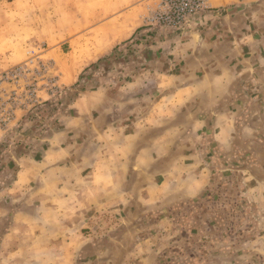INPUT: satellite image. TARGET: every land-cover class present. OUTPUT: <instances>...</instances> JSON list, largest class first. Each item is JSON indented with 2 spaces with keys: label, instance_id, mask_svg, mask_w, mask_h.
Here are the masks:
<instances>
[{
  "label": "crops",
  "instance_id": "obj_1",
  "mask_svg": "<svg viewBox=\"0 0 264 264\" xmlns=\"http://www.w3.org/2000/svg\"><path fill=\"white\" fill-rule=\"evenodd\" d=\"M262 7L210 0L180 30L132 32L146 46L127 59L129 80L82 89L76 115L52 119L38 162L62 169L63 188L87 189L64 232L65 252L85 253L73 264H264V20L239 13ZM115 205L133 210L131 226L91 243L97 211Z\"/></svg>",
  "mask_w": 264,
  "mask_h": 264
},
{
  "label": "rangeland",
  "instance_id": "obj_2",
  "mask_svg": "<svg viewBox=\"0 0 264 264\" xmlns=\"http://www.w3.org/2000/svg\"><path fill=\"white\" fill-rule=\"evenodd\" d=\"M209 1L182 25L165 26L158 15L166 10L160 8L161 0H0V264L82 260L85 253L65 252L63 244L69 237L65 230L78 226L79 199L87 189L63 188L62 169L38 162L48 144L47 132L58 127L52 119L62 110L76 115L68 105L82 89L105 87L110 79L120 88L129 80V57L146 46L130 44L126 38L132 32L137 41L156 34L153 28L180 30L209 10ZM243 10V21L264 20L263 7L254 16ZM104 192L96 190L97 197L103 199ZM116 193L114 189L112 195ZM103 208L97 211L102 220L95 216L91 224V243L102 246L110 242L107 236L118 241L126 223L132 224L125 215L133 211L118 205ZM119 252L116 243V258Z\"/></svg>",
  "mask_w": 264,
  "mask_h": 264
},
{
  "label": "built area",
  "instance_id": "obj_3",
  "mask_svg": "<svg viewBox=\"0 0 264 264\" xmlns=\"http://www.w3.org/2000/svg\"><path fill=\"white\" fill-rule=\"evenodd\" d=\"M205 5L206 0H161L159 6L166 10L158 14L159 21L165 26L182 25L189 16L205 8Z\"/></svg>",
  "mask_w": 264,
  "mask_h": 264
},
{
  "label": "trees",
  "instance_id": "obj_4",
  "mask_svg": "<svg viewBox=\"0 0 264 264\" xmlns=\"http://www.w3.org/2000/svg\"><path fill=\"white\" fill-rule=\"evenodd\" d=\"M146 31L149 33V32H151V29H147Z\"/></svg>",
  "mask_w": 264,
  "mask_h": 264
},
{
  "label": "bare ground",
  "instance_id": "obj_5",
  "mask_svg": "<svg viewBox=\"0 0 264 264\" xmlns=\"http://www.w3.org/2000/svg\"><path fill=\"white\" fill-rule=\"evenodd\" d=\"M72 73H73V71H72Z\"/></svg>",
  "mask_w": 264,
  "mask_h": 264
}]
</instances>
